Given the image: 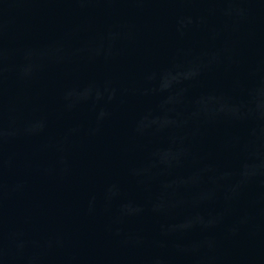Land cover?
Masks as SVG:
<instances>
[{"label": "clouds", "instance_id": "obj_1", "mask_svg": "<svg viewBox=\"0 0 264 264\" xmlns=\"http://www.w3.org/2000/svg\"><path fill=\"white\" fill-rule=\"evenodd\" d=\"M222 2L229 5L224 10L226 15H231L234 12L243 14V9L232 7L240 0H222ZM188 23H191V18L188 19ZM205 67L206 65L202 62L193 61L183 71L166 72L162 78L160 90L166 91L171 89L174 84L178 85L184 81L196 80ZM185 91L186 89L181 88L175 94L170 95L162 107L183 104ZM192 105L193 110L190 113L184 115L178 112L175 119L165 116L161 122L159 117L149 120V117L146 116L142 121V126L149 127L152 124H158L161 127L174 125L180 128L191 119L201 118L206 120L224 118L234 123H251L253 125L251 134L255 138L250 141L253 150L249 151V145L245 146L244 150L247 155L240 161L238 175L240 183H248L258 176L264 177V154L255 150L256 139L264 140V83L249 88L246 94L239 99L208 93L195 98ZM174 110V108H166V111ZM100 115L104 116L105 113L101 112ZM145 121L147 123H144ZM257 129L260 130L259 137L257 136Z\"/></svg>", "mask_w": 264, "mask_h": 264}]
</instances>
